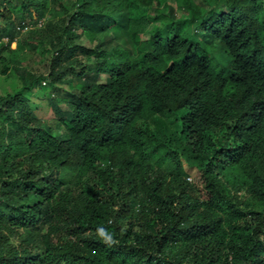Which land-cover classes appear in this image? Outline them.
<instances>
[{
    "label": "trees",
    "instance_id": "1",
    "mask_svg": "<svg viewBox=\"0 0 264 264\" xmlns=\"http://www.w3.org/2000/svg\"><path fill=\"white\" fill-rule=\"evenodd\" d=\"M45 2L0 0V264H264V0Z\"/></svg>",
    "mask_w": 264,
    "mask_h": 264
},
{
    "label": "rangeland",
    "instance_id": "2",
    "mask_svg": "<svg viewBox=\"0 0 264 264\" xmlns=\"http://www.w3.org/2000/svg\"><path fill=\"white\" fill-rule=\"evenodd\" d=\"M166 2L174 9V15L178 16V18L181 16V14L179 13V9L176 7V0H166ZM46 7L49 8H58V5L51 2V0H46L45 5ZM45 19L49 18V16L45 13ZM17 23V21L15 22V24ZM0 36H1V32H0ZM202 36V35H200ZM19 41V40H18ZM14 44L10 45V48L13 49L15 48ZM223 51V50H222ZM41 59H39L38 57H34L32 59V65L34 67H36L37 65H40L41 67L46 68L44 65H46L47 63L44 61H41ZM215 63V62H213ZM222 65V64H221ZM73 84H75V81L73 82ZM10 87V85H8ZM8 86L5 85V83H3V88L2 90L5 89H9ZM26 98L28 99V104L29 106L32 108V110L34 111L33 114L36 118L41 119L44 123L46 124H50L52 126H54V113L49 105V99H52L54 97H62L64 96V93H58V92H53L51 90V87L48 85V83L46 81L41 82V84L37 87V89H35L32 93H27ZM49 98V99H48ZM58 107L60 109L65 110L66 109V105L64 103H60L58 105ZM53 134L57 135L58 132L53 129ZM187 182H192L194 180V177L192 175H187L186 178ZM193 184V183H192ZM198 194L202 195L200 189H198Z\"/></svg>",
    "mask_w": 264,
    "mask_h": 264
},
{
    "label": "clouds",
    "instance_id": "3",
    "mask_svg": "<svg viewBox=\"0 0 264 264\" xmlns=\"http://www.w3.org/2000/svg\"><path fill=\"white\" fill-rule=\"evenodd\" d=\"M3 40H5V39H3ZM11 44H14L15 45V42H12Z\"/></svg>",
    "mask_w": 264,
    "mask_h": 264
},
{
    "label": "built area",
    "instance_id": "4",
    "mask_svg": "<svg viewBox=\"0 0 264 264\" xmlns=\"http://www.w3.org/2000/svg\"><path fill=\"white\" fill-rule=\"evenodd\" d=\"M4 41H6V39Z\"/></svg>",
    "mask_w": 264,
    "mask_h": 264
}]
</instances>
